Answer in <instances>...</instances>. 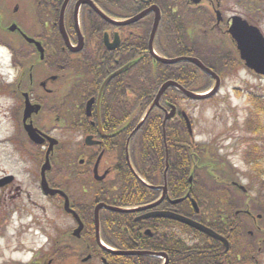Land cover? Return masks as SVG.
Masks as SVG:
<instances>
[{"label": "flooded vegetation", "instance_id": "obj_1", "mask_svg": "<svg viewBox=\"0 0 264 264\" xmlns=\"http://www.w3.org/2000/svg\"><path fill=\"white\" fill-rule=\"evenodd\" d=\"M0 1V48L12 53L0 111L14 126L0 138V253L30 255L9 263L264 264V200L196 146L188 99L168 87L141 120L163 82L213 83L166 61L197 59L220 82L264 77L246 65L264 52V0Z\"/></svg>", "mask_w": 264, "mask_h": 264}, {"label": "rangeland", "instance_id": "obj_2", "mask_svg": "<svg viewBox=\"0 0 264 264\" xmlns=\"http://www.w3.org/2000/svg\"><path fill=\"white\" fill-rule=\"evenodd\" d=\"M2 6L0 1V8ZM209 82L206 78H196L189 88L198 90L203 83ZM179 103L191 119L196 144L208 145L209 150L217 152L216 157L233 165L238 182L246 185L249 193L255 196L257 184L264 176L257 178L251 171L252 153L264 169V77L242 69L235 76L223 79L217 94L210 99ZM13 128L8 113L0 111V138ZM11 258L26 260L30 255H10L5 251L0 253V264H11L8 262Z\"/></svg>", "mask_w": 264, "mask_h": 264}, {"label": "water", "instance_id": "obj_3", "mask_svg": "<svg viewBox=\"0 0 264 264\" xmlns=\"http://www.w3.org/2000/svg\"><path fill=\"white\" fill-rule=\"evenodd\" d=\"M178 61H189V62H192L196 66H198L200 69H202L204 72L208 73L214 79V84H213L212 89L209 90L208 92L198 93V92L189 91V90L185 89L183 86H181L178 82H176L174 80H167V81L163 82L161 84V86L159 87V89H158V91H157L152 103L150 104L149 108L147 109V111H146V113H145V115L143 117V120H144L145 116L148 114V112L155 105H158V101H159L160 97L162 96V94L166 90V88H168V87H174L177 90H179L185 97H188V98H191V99H196V100L209 98V97L213 96L214 94H216V92L218 91L219 86H220V80L218 79V77L213 72H211L207 67H205L199 60L194 59V58H189V57L187 58L186 57V58H178V59L166 61L165 63L173 64V63H176ZM246 65L248 67L254 69L258 74L264 75V52L261 53V57L259 58V61L257 63H247ZM26 114H28V111L26 112ZM183 116H184V119H185L186 124H187V126L189 128V131H190V121H189V119H188V117L186 116L185 113H183ZM168 117H169L168 115H165L164 120L167 119ZM24 127L26 128L30 138L33 141L38 142V143L41 142V139L39 138V136H38V134L36 132V129L33 128L31 124H26V125H24ZM47 165L48 164L43 166V170L45 168H47ZM192 174H193V169L191 170L190 178H192V176H191ZM235 184L237 185L238 188H240L241 190H243V192L246 193V189H245V187L242 184H240V183H235ZM41 187H42V190L45 193L54 192V190H51V189L48 188V185L45 182L44 178L42 179ZM176 218H178V220H181L183 222H186V223L190 224L191 226L201 230L202 232L207 233L208 235H210V236H212L214 238L220 239V236H218L215 232H213L212 230H210L209 228H206L205 226H203L201 224H198V223H196L194 221L188 220V219L180 217V216H176Z\"/></svg>", "mask_w": 264, "mask_h": 264}, {"label": "trees", "instance_id": "obj_4", "mask_svg": "<svg viewBox=\"0 0 264 264\" xmlns=\"http://www.w3.org/2000/svg\"><path fill=\"white\" fill-rule=\"evenodd\" d=\"M196 79V78H195ZM194 79V80H195ZM164 79H149L148 81H153V83L154 84H156L155 86H158L162 81H163ZM193 79H191L190 81H187V80H185L186 81V84H187V82L189 83V84H191L193 81H194ZM183 82V81H182ZM188 84V85H189ZM209 85H210V83H203L199 88H198V91H202V90H205V89H207L208 87H209ZM155 89V88H154ZM148 93H150V92H148ZM151 93H153V90H151ZM151 98V95L149 96V95H147V99H148V101H149V99ZM147 101V102H148ZM154 118V117H153ZM181 120H182V118H180ZM184 124V123H183ZM180 125V132L181 133H183L185 136H188V134L187 133H185V131H184V125ZM250 128V127H249ZM159 134H161V133H159ZM167 138H169V134H167ZM196 146L197 147H200V145H197L196 144ZM199 149L200 148H198L197 150L199 151ZM202 149H200V151H201ZM162 151H163V149H162ZM168 151L169 152H171V151H176V152H184V153H186V154H188V151L189 152H191V150L190 149H188V151L186 150V149H184V148H171V145H168ZM251 171H252V173L254 172V174H256V176H257V178H259L258 176H263L264 175V169H263V166H262V163H261V161H256V162H254L253 164H251ZM255 198H257V199H263L264 198V176L263 177H261V179H260V182H259V188L257 189V197H255ZM259 210H261V211H263L264 212V205H260V208H259Z\"/></svg>", "mask_w": 264, "mask_h": 264}, {"label": "clouds", "instance_id": "obj_5", "mask_svg": "<svg viewBox=\"0 0 264 264\" xmlns=\"http://www.w3.org/2000/svg\"><path fill=\"white\" fill-rule=\"evenodd\" d=\"M11 60H12V53L7 48H0V63H3L5 65H10ZM7 71H8V78L6 80V83H12L17 73L11 67H9Z\"/></svg>", "mask_w": 264, "mask_h": 264}, {"label": "bare ground", "instance_id": "obj_6", "mask_svg": "<svg viewBox=\"0 0 264 264\" xmlns=\"http://www.w3.org/2000/svg\"><path fill=\"white\" fill-rule=\"evenodd\" d=\"M260 200H264V198L263 199H260Z\"/></svg>", "mask_w": 264, "mask_h": 264}]
</instances>
